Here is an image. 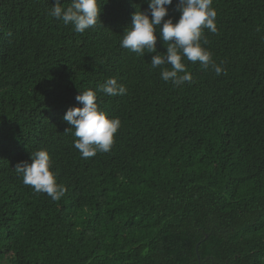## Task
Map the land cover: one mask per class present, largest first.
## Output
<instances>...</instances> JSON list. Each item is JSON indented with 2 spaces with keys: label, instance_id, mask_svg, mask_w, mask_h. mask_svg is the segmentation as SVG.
Segmentation results:
<instances>
[{
  "label": "trees",
  "instance_id": "obj_1",
  "mask_svg": "<svg viewBox=\"0 0 264 264\" xmlns=\"http://www.w3.org/2000/svg\"><path fill=\"white\" fill-rule=\"evenodd\" d=\"M54 3L0 0V264H264V0H213L202 46L225 72L185 60L182 86L120 46L145 0H98L83 34ZM108 77L126 94L97 103L121 126L82 158L62 117ZM42 148L58 201L14 169Z\"/></svg>",
  "mask_w": 264,
  "mask_h": 264
},
{
  "label": "clouds",
  "instance_id": "obj_2",
  "mask_svg": "<svg viewBox=\"0 0 264 264\" xmlns=\"http://www.w3.org/2000/svg\"><path fill=\"white\" fill-rule=\"evenodd\" d=\"M147 11L136 10L132 14V25L123 32L121 48L128 49L137 56L155 53L151 56V68L160 67V77L173 86H182L192 82V75L187 70L185 60L195 64L199 62L204 70L211 69L217 76L225 72L221 64L212 59V54L202 44H206L203 29L217 32L216 11L211 6L213 0H177L176 9L179 18L173 22L168 16V6L173 0H145ZM60 0H55L49 15L61 20L64 25H72L76 33L83 34L96 26L99 21L100 5L98 0H70L62 7ZM158 29V31H157ZM157 32L166 45V51L157 50ZM170 65L169 67H162ZM126 87L118 83L116 77H108L97 85L95 90L79 91L75 97L82 107H70L63 115V121L70 126L76 138L73 147L82 158H89L97 152L110 151L114 135L121 126L118 117L109 118L97 103V93L109 97L126 94ZM29 161L18 162L15 171L22 177L23 183L33 187L34 191L46 193L53 201L64 196L66 188L58 184L52 168L50 155L46 149H38L30 154Z\"/></svg>",
  "mask_w": 264,
  "mask_h": 264
},
{
  "label": "bare ground",
  "instance_id": "obj_3",
  "mask_svg": "<svg viewBox=\"0 0 264 264\" xmlns=\"http://www.w3.org/2000/svg\"><path fill=\"white\" fill-rule=\"evenodd\" d=\"M161 111V110H160ZM164 124V123H163ZM174 126V125H173ZM176 126V125H175ZM194 139V138H193ZM191 142V141H190Z\"/></svg>",
  "mask_w": 264,
  "mask_h": 264
}]
</instances>
